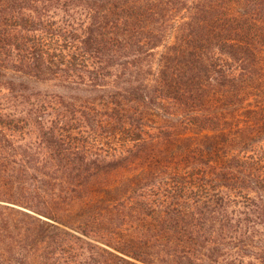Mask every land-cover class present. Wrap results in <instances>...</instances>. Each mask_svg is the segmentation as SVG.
Instances as JSON below:
<instances>
[{"label":"trees","instance_id":"1","mask_svg":"<svg viewBox=\"0 0 264 264\" xmlns=\"http://www.w3.org/2000/svg\"><path fill=\"white\" fill-rule=\"evenodd\" d=\"M0 264H264V0H0Z\"/></svg>","mask_w":264,"mask_h":264}]
</instances>
